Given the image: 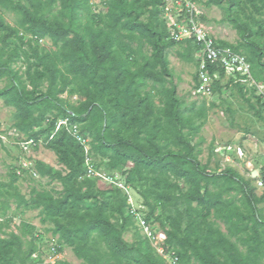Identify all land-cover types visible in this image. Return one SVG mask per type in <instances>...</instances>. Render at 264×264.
<instances>
[{
    "label": "trees",
    "instance_id": "obj_1",
    "mask_svg": "<svg viewBox=\"0 0 264 264\" xmlns=\"http://www.w3.org/2000/svg\"><path fill=\"white\" fill-rule=\"evenodd\" d=\"M222 1L209 0L215 6ZM224 1L230 12L240 2ZM247 1L250 15L264 10V0ZM162 5L163 0H105L102 12L84 22L82 12H91L89 0H0V82L6 81L0 99L16 110L15 127L30 139L42 137L63 166L55 170L36 165L40 177L58 181L57 196L32 191L25 199L13 185L18 179L14 169L4 195L15 198L16 207L39 210L41 222L53 226L59 243L82 264H167L146 242L129 245L124 240L126 229L134 227L127 195L114 183L87 177L90 151L106 159L108 170L118 172L133 189L135 183H149L138 191L149 209L146 222L162 227L166 252L172 249L178 264L192 258L199 264H259L264 257V217L257 204L264 197L232 169L210 173L200 163L192 139L205 124L206 109L202 105L194 110L195 103L181 108L175 88L165 86V50L174 41L164 42L168 35L159 18ZM4 13L13 16V25ZM232 15L228 21L242 41L238 47L225 42L220 46L235 53L239 47L247 49L251 70L259 69L252 75L264 82V47L253 40L257 31ZM252 24H258L253 17ZM43 38L52 48L32 44ZM187 46L185 56L177 55L186 58L201 49L194 39ZM21 56L27 63L23 76L14 66ZM207 67L211 75L224 74L217 65ZM215 83L212 93L220 90ZM236 86L264 123L261 98L256 96L259 105H253L243 86ZM64 93L78 100L72 103L61 97ZM157 95L163 98L161 107L154 103ZM59 120L65 123L58 125ZM85 139L90 140L88 149ZM238 194L243 210L235 202ZM2 208L4 215L9 205ZM211 215L224 221L226 234L207 220ZM5 226L0 223V229ZM34 229L25 224L20 235L0 231V264L38 262L32 259L36 245L25 239ZM238 243L247 250L242 252Z\"/></svg>",
    "mask_w": 264,
    "mask_h": 264
},
{
    "label": "rangeland",
    "instance_id": "obj_2",
    "mask_svg": "<svg viewBox=\"0 0 264 264\" xmlns=\"http://www.w3.org/2000/svg\"><path fill=\"white\" fill-rule=\"evenodd\" d=\"M104 1L89 0L91 12L89 15L82 12V21H88L92 14L102 12ZM232 11L234 14H237L239 19L249 22L253 29L257 31L256 37L253 40L258 48L262 49L264 47V10L260 13H254L252 16V14L250 15L248 1L240 0L239 5L233 7ZM232 11L228 10L224 0L219 6L210 4L209 0H188L181 19L177 22V26L180 31L186 29L192 21L191 12H193L195 15L198 14L196 25L201 27L218 45L225 42L238 47L242 41V34L233 28L232 24L228 21L233 16ZM146 17L143 16L141 19L146 21ZM252 17L258 21V24H252ZM4 18L8 23L13 25L14 18L11 14L4 13ZM159 18L164 22L168 35V37H165L164 42H167L170 40L169 24L172 23L173 17L171 15L166 16L161 12ZM26 38H31V36L28 35ZM178 39L174 40V44L165 50L169 70V75L165 76V86L175 88V96L182 103L181 108H189L192 103H195L194 110L202 105L205 106V124L192 139V143L197 146V156L200 163L202 165L206 164L210 173H218L230 168L253 186V181L256 177H253L252 173L256 171L257 174L260 172L264 174L263 121L254 115L248 104L240 96L238 88L229 72H224L223 76L217 74V78L214 79L213 84L218 82L217 86L219 85L220 90L215 89V92L207 97L197 98L194 96L192 90L193 86L197 83L199 72V65L197 63L203 58V50H196L191 56L182 58L177 53H182L184 56L187 54V41L190 38ZM32 44L37 45L39 49L48 50L52 48L47 38H43L38 42H32ZM23 49L27 51L28 55L31 54L27 45ZM239 52L241 54H237L247 60V49L239 47ZM262 53H264V50ZM28 59L31 62L33 61L31 56ZM137 59L140 63V58L138 57ZM262 61L264 62V58ZM14 66L16 69H19V74L23 76L24 71L27 69L25 57L21 56ZM250 71L252 75V71L257 72L259 69L255 68L251 70L250 67ZM196 76L197 79L195 78ZM262 76L263 73L261 74ZM252 79L253 82L261 86H259L260 90L264 94V82L258 81L253 75ZM25 82L28 84L27 81ZM5 84L6 81H1L0 89ZM45 87L46 82L43 83V89ZM149 88L150 85L147 89ZM243 92L245 93V98H248L253 105H259L256 94L253 91H245L244 89ZM256 93L259 95L257 91ZM61 97L68 98L72 103L78 100L76 95L68 96V93H64ZM153 99L157 107L162 106V96L157 95ZM261 112L264 115V109ZM16 122V110L13 107L5 106L0 99V223L7 225L2 227L0 231L6 232L4 236L10 233L20 235L22 233V225L33 226L35 228L33 234L26 236L25 239L26 241H32L36 245L37 250L32 255V259L38 261L36 264H82V261L74 256L70 248L59 243L58 236L53 235V226L50 223L41 222L39 210H26L23 207H16L15 198L7 199L4 195V191L9 189L10 173L13 169L18 177L13 185L25 199H29L32 191H45L53 196H57L61 191L58 181L50 180L47 177H40L37 174L36 165L37 163H42L55 170H63V166L59 164L55 154L46 148V142L42 137L36 140L28 138L15 127ZM63 123L65 121H58V125ZM72 127L75 128V126ZM77 132L76 130L75 134ZM78 138L80 139V137ZM89 141V139L84 140L87 149ZM106 162V159L101 160L89 151L85 163L88 169L86 175L89 178L99 179L105 184L114 183L127 195V211L130 212L134 227L130 225L126 229L123 234L124 240L129 245L141 243L144 246L146 245L144 242H146L167 264H174L175 260L172 257L174 251L168 247L170 251L166 252L162 227L156 222L148 221L146 223L149 209L138 195V191L143 189L144 186H148L149 183H135L134 186L136 188L133 189L125 184L124 177L118 172L108 170ZM184 190H187V186H184ZM255 194L258 197L263 196L259 191H255ZM234 197L235 202L243 210L244 207L241 204L240 195L238 194ZM4 204H8L9 208L3 215L2 207ZM257 207L263 210L262 215L264 217V201L258 203ZM207 220L214 222L215 226L222 233H227L224 221L216 219L212 215ZM143 221L145 222L144 224ZM0 236H2L1 233ZM243 236L245 237L246 235L243 234ZM234 240L235 238H232V241ZM238 247L242 252L247 250L241 243H238ZM188 264L199 263L192 258ZM259 264H264V257L260 258Z\"/></svg>",
    "mask_w": 264,
    "mask_h": 264
},
{
    "label": "built area",
    "instance_id": "obj_3",
    "mask_svg": "<svg viewBox=\"0 0 264 264\" xmlns=\"http://www.w3.org/2000/svg\"><path fill=\"white\" fill-rule=\"evenodd\" d=\"M187 1L188 0H163L161 12L166 16L171 15L173 17L172 23L169 24L170 40H179L178 38L194 39L203 50V58L198 64V83L193 86L192 94L197 98L211 96L213 91V81L217 78V73H213L212 75L208 73L207 65H217V67H220L224 72L230 73L235 84L241 85L244 87L245 91H253L256 96H259L261 98L260 104L264 109V94L260 90L261 86L253 82L250 66L247 60H245L243 56L233 52L230 48H224L218 45L201 27L197 26L198 14L195 15L191 12V23L186 29L180 31L177 22L181 19ZM253 188L264 196L263 173L260 172L258 176L254 178ZM144 223L145 222L143 221V224ZM172 257L175 260L174 264H178V258L174 254Z\"/></svg>",
    "mask_w": 264,
    "mask_h": 264
},
{
    "label": "water",
    "instance_id": "obj_4",
    "mask_svg": "<svg viewBox=\"0 0 264 264\" xmlns=\"http://www.w3.org/2000/svg\"><path fill=\"white\" fill-rule=\"evenodd\" d=\"M252 175H253V177H257V172L256 171H254L253 173H252Z\"/></svg>",
    "mask_w": 264,
    "mask_h": 264
},
{
    "label": "clouds",
    "instance_id": "obj_5",
    "mask_svg": "<svg viewBox=\"0 0 264 264\" xmlns=\"http://www.w3.org/2000/svg\"><path fill=\"white\" fill-rule=\"evenodd\" d=\"M258 176V175H257Z\"/></svg>",
    "mask_w": 264,
    "mask_h": 264
}]
</instances>
